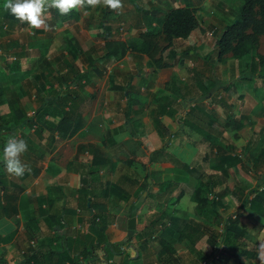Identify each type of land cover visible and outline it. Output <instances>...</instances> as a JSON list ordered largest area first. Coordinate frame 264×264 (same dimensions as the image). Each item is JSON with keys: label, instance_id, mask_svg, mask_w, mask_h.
Returning a JSON list of instances; mask_svg holds the SVG:
<instances>
[{"label": "crops", "instance_id": "obj_1", "mask_svg": "<svg viewBox=\"0 0 264 264\" xmlns=\"http://www.w3.org/2000/svg\"><path fill=\"white\" fill-rule=\"evenodd\" d=\"M212 1L141 0L142 8H144L143 17L147 18V23L149 22V24L144 22L140 26L144 28L139 34L141 35L142 32L147 33L157 27L160 29L162 18L170 9L184 6L196 7L202 23L201 28L194 31L188 39H176L186 42L189 48L181 53L179 62L183 65L186 57L192 60L197 59L198 61L202 59L208 60L212 57L213 47L212 50H209L211 41L209 42L207 29L216 25V29H223L232 22L233 16L238 11L226 9V4L223 0L215 2L216 9L209 11L206 4ZM126 3L130 6L133 5L129 0ZM132 9L134 15L129 18L131 20L137 14L134 6ZM217 10L220 13L216 12ZM49 11L50 18L47 20L49 28L35 30L37 33L35 34L34 32V35L28 34L31 38L37 37L36 41L19 43L14 38V42L11 43V40L7 42L6 39L15 33V31L8 32L10 26L14 24L12 21H16L15 23L19 24L17 26H20V31L22 29L26 30L25 28L28 31L31 29L26 23H22L11 15L9 11L0 7L1 27L2 30L7 31L2 38L0 36V47L4 46L7 51L3 52L0 48V123L4 117L13 116L12 103L10 102H15L17 99L13 98L12 100L10 98L11 94L18 98L17 103L13 104L14 108L22 112V118L17 119L15 115L9 121L12 129L15 128L14 123L16 121L19 120L18 123L24 121L41 107L40 101L43 97L53 96H43L45 92H49L52 89V86L49 85L44 87L45 84L42 87L37 84L39 90H36L39 91L38 95L41 96L39 99L34 91H31L34 95L30 96L29 87L18 83L16 77L21 78L28 74V77L37 80L43 76L44 72L48 75V64H51L49 71L52 72V64H59L61 60L64 63L58 53L60 46L64 47L60 40V34L66 38L67 47L71 45L72 47L70 48L77 55L81 52L79 49L85 47L82 36H79L80 31L77 26L69 27L67 25V22L69 23L76 17L77 10H75L74 16L66 22L50 20L53 17L56 18V16L52 9ZM140 22L138 20V23ZM97 28H101V25ZM124 30L126 35L128 30L126 31V28ZM92 31L94 29L89 33ZM132 34L134 35V31ZM138 35L136 40L140 37ZM45 40H50L51 45L48 46ZM100 40H94L91 36L92 45H95ZM75 41H79L80 45L76 46ZM101 41L103 42V40ZM173 44L165 51H168L167 54L170 58H176ZM49 47L53 49L49 50ZM260 50L261 48L257 53ZM187 52H190V55L185 56ZM163 54L161 55L162 57ZM260 54L264 55L263 52L258 55ZM130 55L135 59L143 57L129 54L122 60L115 62H120L121 64ZM258 55L255 59L256 65ZM145 57L148 56L144 55ZM228 58H225L223 62H226ZM253 62L246 66L247 68L245 67L247 71L251 70ZM164 63L168 64V67L154 69L152 66L154 76L151 79L156 84V88L167 89L171 84H175L177 80L186 82L187 78L183 77V74L181 75L180 69L176 67L175 63L165 60ZM110 64H103L102 62V70L104 71L99 68L94 70L91 65L89 71L83 72H86L87 75L89 74L87 77L91 80L96 75L105 78L103 76L104 73L114 65ZM239 67H241V64H239ZM76 69L78 70V68ZM190 70H193V73L189 74L188 80L193 81L191 78L196 75L194 64L191 65L188 71ZM63 72L66 74L69 70L66 68ZM120 76L123 77L120 74H115L107 78H112L109 87L111 92L123 93L127 97L125 101L127 113L125 115L129 116L126 120H112V115H107V111L113 109L109 107L105 111L95 114V116L87 115L89 111L87 109L85 115L81 110L84 99L76 91L83 86V82H86L83 80L78 86H72L68 89V92L76 93L80 97L76 106L74 104L73 107L69 106L67 108L69 112L70 108L73 110V120L76 119L77 115L82 117L81 124H79L81 129L77 133L71 137L68 136L67 134L70 130L75 129L73 128L74 124L72 125L70 121L68 122L69 125L61 124L60 117H46L35 125L23 124L20 129H15L14 133L12 131L6 132L8 137L19 135L20 138L26 141L27 151L21 159L22 162L31 167V172H26L22 177L17 178L7 173L4 164L0 166V180L5 182L6 188V195L3 196V185H0V264L2 262L5 264H28V258L35 251L41 256L39 264L42 262H44L43 264H49L48 262L59 264L58 262L63 258L61 253L64 248L61 243L64 245L69 244L73 254L76 255L84 246H90L96 242L98 233L91 224L92 212L101 213L102 209L109 220L107 228L109 241L112 244H129L128 246L133 250V252H130L133 257L131 264H160L161 259L158 257V251H160L161 246L163 248L164 242L167 241H164V236L161 237L166 228L167 230H172L171 238L175 240L174 243L177 242V244L173 243L176 247L178 244H185V241L191 247L194 239L192 240L188 235V228L192 232L191 234H195V239L198 236L200 238H209V231L213 230L208 228V224L206 225L205 221H207L210 214L215 212L210 213L209 210H203V212L192 201V197L199 182L208 183L215 179L217 181L223 179L222 175L225 168L220 165L219 161L224 154L218 152V146L219 143H222V145H225V143L221 139L214 137L209 131L207 132L208 129H206V127L217 125V120L220 119L219 110L207 105L205 101L201 104L194 102L192 96L197 94V92L189 86L186 92L180 96L165 93L164 100L168 101V103L161 106H143L137 102L136 110L143 109L145 111L150 109L151 111L147 117L140 118L136 116L135 119L131 118L130 114L132 115L135 112L134 110L130 111L128 92L131 91L133 95L131 89H133L134 82L131 89L124 90V88L132 84L130 81L134 79L126 76L123 79L128 81L122 84ZM263 81L264 79L261 78L260 82ZM36 83L35 81L34 85ZM259 86L261 85H254L255 88L251 89L250 95L246 94L243 102L238 104L229 103L230 107L232 106V109L235 110L234 112H237V109L239 110L238 119H244L246 124L251 123L255 119V117L253 118V113H256L258 109H262L257 102L259 99L264 106V94L259 89ZM63 88L64 92L62 94L59 92L57 95L65 94L67 88L66 86ZM86 90L91 93L93 89L88 87ZM133 100L134 95L132 96ZM204 103L207 108H205ZM84 106L91 107L93 102ZM162 107H166V111L161 114L159 111ZM241 110L243 112L246 110L248 113H240ZM158 115H160L159 126L154 121V116ZM183 115L188 117L181 119ZM228 121L233 125L234 129H236V126H241L238 122H234L232 118ZM37 126L42 127L40 134L35 131ZM70 126L72 129H70ZM237 133H239L238 130L227 136L225 140L223 137L224 142L238 141L239 139L232 137L235 134L237 135ZM82 134L83 137H81ZM216 142L219 143L216 144ZM136 148L138 151L135 153ZM92 149L99 150L107 160L101 169V175L105 176V180L97 183L93 182L94 184L89 182L94 179L93 175H91ZM0 162H2V155H0ZM231 167L238 168L239 162L231 163ZM220 176L221 179L219 178ZM258 180L260 185H262L263 175H259ZM168 183H170V188L166 191ZM226 186L227 184L223 183L219 186L217 184L214 191L216 193L224 191ZM145 192L148 194L138 212L136 233L132 238L128 239V225L131 219L132 207ZM181 193H184V195L179 198ZM91 202L92 208L90 207ZM243 204L240 203V207H243ZM161 206L164 208L160 209ZM170 208L172 209L171 212H173L170 217L173 225L164 223V226L163 224L159 226L161 229L150 236L141 234L153 220L160 218L163 220V217H167V211H170ZM248 209L250 212L247 217L249 218L252 212L250 208ZM246 224L251 226L250 229L259 227L264 231V219H261V217L254 216ZM183 233H185V238L180 240L181 235H184ZM58 236H64L66 240L58 239ZM84 236L86 238H82L80 241L81 237ZM33 242H35V246H32ZM123 250L128 254L129 251L126 246L123 247ZM182 251L175 248V252L182 255L185 264H196L195 261L189 258V255H186L191 254L192 251L188 252V248ZM49 253H52V256H49ZM134 255L136 256L134 257ZM124 259V256L115 257L110 264H124ZM198 263L200 262L198 261ZM30 264L35 263L32 261ZM67 264L90 263L80 257L77 262H67Z\"/></svg>", "mask_w": 264, "mask_h": 264}, {"label": "rangeland", "instance_id": "obj_2", "mask_svg": "<svg viewBox=\"0 0 264 264\" xmlns=\"http://www.w3.org/2000/svg\"><path fill=\"white\" fill-rule=\"evenodd\" d=\"M127 0H121V3H124L126 7H122L119 11H113L103 5L97 6V7H91V10H87L85 7L80 8L77 10L75 14V18L71 20L69 23L67 22V25L69 27H76L79 29V36L81 35L84 43V48L81 49L80 55L76 58H73L74 53L69 52L70 47H67L66 45V38L60 34L62 44L64 47L60 46V50H58V53L60 54V57L63 59L64 62L71 61L74 63L79 71H86L90 69V66L92 64H95L99 69L102 70L103 65V55H104V45L105 42L103 41H97L95 45H92L91 43V36L92 34L89 33L91 30H95L99 25H101V22L106 21L105 24H110L113 28L114 37L116 39H119L121 41H125L128 43L136 41L138 38L137 35L141 33L142 29L144 27H140L143 25L144 22L147 23V18L143 17L144 15V8L141 0H129L132 6L126 3ZM218 0H213L211 3H207L206 7L209 11H213V9H216V3ZM226 4V9L230 10H239L242 2L241 0H223ZM141 3V4H140ZM135 7V10L137 11V14L131 19H129L131 16L134 15L132 7ZM138 6V8H137ZM147 8V7H146ZM171 8V6H169ZM132 9V10H131ZM107 10L108 14L105 16L104 11ZM129 12V13H128ZM216 12L220 13L219 10ZM52 15H54L52 13ZM128 16V17H126ZM163 16V15H162ZM106 17V18H105ZM138 20L141 22L138 23ZM2 21V19H0ZM16 21H12L14 23L10 26V31H15L13 35L8 36L6 39L7 42L10 40L11 43L14 42L15 39L19 43L23 42H30V41H36L35 38H31L29 35H34L37 33L35 31L36 29H31L28 31L21 30L18 23H15ZM130 22V24H129ZM4 24V22H3ZM149 24V22L147 23ZM2 23H0V36L1 38L3 35L7 33V31L2 30L1 27ZM217 26V25H216ZM216 26L213 28L207 29L208 32V38H209V50H212V44L214 41L215 36L219 31L222 30V28L216 29ZM126 28L127 34L125 35L124 32L122 33L121 29ZM152 30H159L158 27L154 28ZM96 31H101L99 28L96 29ZM134 31V35L132 34ZM143 33V32H142ZM213 34V35H212ZM91 35V36H90ZM133 35V36H132ZM140 35V34H139ZM138 35V36H139ZM7 36V35H6ZM15 38V39H14ZM5 42V40H4ZM47 42V45L50 46V40H45ZM3 43V42H1ZM261 50L257 53H255L254 56H246L241 59H235L231 54L229 56L227 55L226 58L228 60L226 62L218 61L215 52H211V58L208 60H200L197 59L192 60L191 58H184V64H180L181 59V53L184 50L189 49L187 47V43L180 40H174L173 44V51L175 52L176 58H170L168 56V51L164 52L163 58L165 61L170 63H175L176 67L180 69L181 75L183 74V77H186V82L176 81L175 84H171L170 87L166 88H156L155 83L151 79V77L154 76L153 68L151 65V61L148 57L144 56L139 59H135L130 55L128 59L125 60V62H113L110 68L107 69V71L104 73L103 76L105 78H102L101 76H95L94 79H90L89 77L85 78L86 82H83V86L79 87L76 91L80 93L81 97L84 99L83 104L81 105V110L86 115L87 109L89 110L87 115L95 116V114L101 113V111H105L107 107L113 108L112 110L107 111V115L111 116L112 120H126L128 118L125 113H127V107L126 106V98L124 94H118L115 92H111L110 90V80L112 78H107L110 75H122L120 76L121 83L125 84L128 80L123 79L124 77H130V82H134V86L132 92L134 95V100H128L129 107L131 106V110H134V114H130L131 118L140 117H147L150 109L143 111V109L136 110L135 106H137V102H139L140 105H153V106H161L163 104H167L168 101L164 100V94L167 93L170 95L171 93L174 95L180 96L182 93L186 92V89L191 86V89L197 92V94H194L192 97L194 98V102L197 104H201L205 101L207 105L212 106L214 109L219 110L220 113V119L217 120V125H212L210 127H206L207 132L209 131L214 137L221 139L223 143L230 144L235 149L233 151L234 155L238 157L239 167L238 168H232L231 166L228 168V181L227 186L225 189L226 196L221 201L223 205L217 206V215L210 214V216L207 218L206 225L208 224V228L210 230H213V234L217 237L221 236L223 233V227L222 224L219 226H216L219 224L220 221H224L229 216L233 215V218H236L237 220L241 221L246 227V235H245V243L247 242L249 245L252 243H257L260 245L261 243H264V231L261 230L259 227H253L250 229L251 226L247 225L246 223L249 222L248 213L250 212L248 208H246L245 204H243V207H240V203H245V200L247 198H250L251 192L256 189H264V180L262 185H260L258 177L259 175H264V168L260 167L258 163H256L258 160L264 161V106L261 103V100L259 99L257 102L259 106L262 107V109H258L256 113H253L255 119L251 121V123H247L246 121L239 120L238 119V109L237 112H234L235 110L232 109V106L230 107L229 103L238 104L245 100L246 94L250 95L251 89L255 88L254 85L259 86V89L264 94V81L260 82L261 78H258V67L256 65V57L261 52L264 53V37H261V43H260ZM5 45V44H4ZM166 44L163 42L161 43V47H165ZM13 47V46H9ZM3 52H7L4 46L0 47ZM49 50L53 48H48ZM258 49V50H259ZM9 54V53H8ZM178 55V57H177ZM233 58H231V57ZM53 57V56H52ZM203 61V62H202ZM243 61V62H242ZM254 61V62H253ZM70 62V63H71ZM252 64L251 70L247 71L245 69L246 66ZM50 63V62H49ZM116 63L117 68H116ZM135 63V64H134ZM255 63V64H254ZM110 64V65H111ZM195 65V76L191 79L193 81L188 80L189 74L191 75L193 73V70H190L191 65ZM239 64H241V67H239ZM52 72L49 71V67L51 64L47 65V71L48 75H46V72H44L43 76L37 80H34L31 77L22 76L21 78H17V82L21 83L24 86L29 87L28 90L34 91L36 97L39 99L41 96H39V87L37 84L42 87L52 86V89L49 90V92H45L43 96L47 95H53L56 96L59 92L62 94L64 92V88L66 85H62V83L58 80L60 76L64 75L67 76L70 74V72L64 74L63 70H66V67L64 63H62V60L59 62V64H52ZM29 66V63H28ZM247 68V67H246ZM148 70V71H147ZM104 71V70H102ZM93 72V71H92ZM102 73V74H103ZM89 75V74H88ZM87 75V76H88ZM240 75V77H239ZM242 77H245L242 79ZM137 78V79H136ZM179 78V77H176ZM250 78V79H249ZM139 79V80H138ZM106 80V81H105ZM22 81V82H21ZM35 81L37 82L35 85ZM71 81V80H70ZM119 81V80H118ZM34 85V86H33ZM252 86V87H251ZM91 87L93 90L91 93L87 92V88ZM251 87V88H248ZM172 88V89H171ZM75 91V90H74ZM29 92V91H28ZM31 95H34V93H31ZM172 96V95H171ZM211 96V97H210ZM129 98V97H128ZM171 101V100H169ZM185 101V99H184ZM31 102V101H30ZM93 102V106H87L84 105L90 104ZM130 102H133V104ZM204 103V104H205ZM33 104V102H32ZM138 104V105H139ZM207 105L205 104V108H207ZM84 107V108H83ZM90 107V108H88ZM95 107V108H94ZM124 108V109H122ZM181 109V106H180ZM243 111L241 110L240 113ZM243 113H248V111H244ZM116 114V115H115ZM187 115H183L182 118H187ZM236 117V118H235ZM233 119V121L238 122L241 126H236V129L239 131L237 135H240V138L238 141L234 142H224L225 138L229 135H232L237 130L234 129L233 125L229 123L228 120ZM212 128V129H209ZM11 130V127H9ZM83 137V134L81 135ZM224 137V140H223ZM219 142H216V144ZM138 151L136 148L135 153ZM251 165V166H249ZM253 165V167H252ZM262 172V174H261ZM215 191L213 192V196H215ZM164 207L161 206L160 209H163ZM172 209L170 208V211L168 210V216L163 217V221L165 224H171L173 225L172 221L170 220V217L173 212H171ZM242 218H241V217ZM162 224V223H161ZM160 226V225H159ZM159 229H161L159 227ZM188 235L192 238V244L191 247L187 242L185 241V244H178L177 247L174 243L171 247L175 251V248H178L180 251L187 249L188 252H191L189 255V258H191L193 261L196 262V264H215V259L212 260L210 257L211 249L208 248V241L209 238L207 237H201L198 236L195 239V234H191L192 232L187 229ZM189 243V242H188ZM195 245V247L192 248V246ZM187 247V248H185ZM159 249V248H158ZM220 249L223 250V247H220ZM190 250V251H189ZM183 252V251H182ZM163 255V248L161 246L160 251H158V257L161 259V256ZM184 255V254H183ZM198 261L200 263H198ZM259 264H261L260 259H258ZM161 263V262H160Z\"/></svg>", "mask_w": 264, "mask_h": 264}, {"label": "trees", "instance_id": "obj_3", "mask_svg": "<svg viewBox=\"0 0 264 264\" xmlns=\"http://www.w3.org/2000/svg\"><path fill=\"white\" fill-rule=\"evenodd\" d=\"M0 1V7L2 9L4 8L3 4L5 0ZM241 2L242 4L239 10L233 16L234 18L232 22L219 31L214 38L212 44L213 51L215 52L218 60L221 62H223L226 56L229 54H231L235 59H241L255 54L260 47L261 37L264 36V0H241ZM124 3H122V5L126 7ZM84 7L87 10H91V6H88L86 3ZM52 10L55 12L56 18L53 17L50 20L54 21L58 20L61 22H66L75 14V10H72L68 15H61L54 8ZM198 12V8L191 6L170 9L164 14L161 27L158 31L152 30L148 31L147 33H142L138 40L131 43L116 39L114 37L113 28L111 25H106V21L101 22V28H99L101 30L100 32L94 30L91 32V34L94 40L101 39L105 42L103 64H109L117 60H122L127 55L134 54L148 56L154 69L166 68L168 67V64L164 63L163 57L161 56L162 53L172 46L174 40L188 39L194 31L201 28L202 23L199 19ZM107 14L108 12L105 10L104 15L106 16ZM161 42L166 44V46L162 48ZM75 45L79 46V41H75ZM81 49L82 48L79 50ZM69 50L70 52L74 53L73 58H76L80 55H77V53L71 48ZM186 55H190V52L185 53V56ZM70 62L71 61L64 62L65 67L69 70L70 74L67 76L62 75L58 79L63 86L66 85L67 91L65 94L43 97L40 101L41 107L31 117L24 119V121L20 123H18L19 120L16 121V123H14L15 128H11L10 130L9 121L11 118L15 115L17 119L22 118V112H20L18 109H15L13 106V104L17 103L18 98L17 96L11 94L10 98L12 100L13 98L17 100L15 102H10L12 103L13 116L4 117L0 123V155L3 153V146L8 138L6 132L12 131L14 133L15 129H20L23 124L35 125L41 120H44L46 117H60L61 124L69 125V121L72 125L74 124L73 128L75 129H72L70 126V129L72 130H70V132L67 134L68 136L71 137L81 129L79 125L82 121L81 115H77L76 119L73 120V110L70 108L69 112L67 109L69 106L73 107L74 104L76 106L78 100H80V97L76 93L68 92V89L72 86H78L81 82H83V80H85L87 77V73L77 70V66ZM92 67L94 70L98 69L95 64H92ZM257 67L259 70L258 78L264 79V55H258ZM128 88L131 89L132 84H129L124 88V90H128ZM132 96L133 95L131 94V91H129L128 100L132 101ZM131 103L133 104V102H130V105ZM165 111L166 107H162L159 113L161 112L162 114ZM159 116L160 115L154 116V121L158 126L160 125ZM41 130L42 127L37 126L35 131L40 134ZM232 137L234 139L240 138L239 135L236 134ZM234 150L235 149L230 144L222 145V143H219L218 152H222L224 154L219 161L220 165L225 168L222 175L223 179H221L220 176L219 178L221 180L219 181L215 179L208 183L199 182L192 197V201L195 202L197 207L202 209V211L209 210L210 213L215 212L214 214L218 216L216 207L223 205L221 201L225 198L226 191L224 190L219 193H215V196H213V192L216 189L217 184L218 186L222 185V183L227 184L229 177L228 168L231 166V163L233 164V162H240L238 157L233 154ZM91 152L93 154L91 175H93L94 179H91L89 182L94 184L105 180V176L101 175V169L107 160L99 150L92 149ZM256 163H258L260 167L264 168V161L258 160ZM0 166H3L2 162H0ZM169 184L170 183H168V188H166V191H168L170 188ZM0 185H3V196H5V182L0 180ZM183 195L184 193H181L179 198H181ZM90 204L92 205V202ZM244 204L246 208H250L252 212L249 215V219H253L254 216L264 219V189H256L252 191L250 198H247ZM91 205L90 207L92 208L93 205ZM92 213L93 215L91 224L94 230L98 233L96 242L90 246H84L76 255L73 254V251L68 243V245L61 243V246L64 247L61 253L63 258L58 263L67 264V262H77L80 257H83L86 262L90 264H110V262H112L115 257L124 256V264H131L133 257L130 255V252H133V250L130 246H128L129 244H112L109 241L107 235L109 220L107 215L103 213V209L101 210V213L95 211ZM161 223L164 226V222L161 218L153 220V222L147 226L141 234L146 236L152 235L155 231L159 230V225H161ZM220 224H222L223 227V233L221 236L217 237L212 231L208 230L209 241L207 247L211 249L210 257L212 260L215 259V264H259V245L256 243H252L251 245H249L247 242L245 243L246 226L241 221L233 218V215L229 216L223 222L220 221L218 226ZM172 234V230H167L166 228L161 235V237L164 236V241H167L163 244V255L161 256L160 264H185L182 255L177 254L171 247L175 242V240L171 238ZM183 234L184 235H181L180 240L185 238V233ZM82 238L86 237H81L80 241ZM58 239L66 240L64 236H58ZM125 246L128 248V254L125 250H123V247ZM220 247H223V250L220 249ZM49 254V256H52V253ZM135 256L136 255H134V257ZM40 257V254L35 251L28 258L29 261L27 262L30 264L33 261L35 264H39ZM43 263L44 262L41 264ZM48 263L52 264V262ZM1 264L5 263L2 262Z\"/></svg>", "mask_w": 264, "mask_h": 264}, {"label": "clouds", "instance_id": "obj_4", "mask_svg": "<svg viewBox=\"0 0 264 264\" xmlns=\"http://www.w3.org/2000/svg\"><path fill=\"white\" fill-rule=\"evenodd\" d=\"M103 5L113 11H119L123 5L121 0H5L3 7L30 29H48L47 20L50 9H56L61 15H68L72 10H79L85 6ZM27 151V143L19 135L9 136L3 146L2 163L7 173L14 177H22L31 172V167L22 162L21 157ZM258 257L264 264V243L258 248Z\"/></svg>", "mask_w": 264, "mask_h": 264}, {"label": "water", "instance_id": "obj_5", "mask_svg": "<svg viewBox=\"0 0 264 264\" xmlns=\"http://www.w3.org/2000/svg\"><path fill=\"white\" fill-rule=\"evenodd\" d=\"M147 194L148 193L145 192L144 195L142 197H140L138 202L132 207L131 219H130L129 225H128V228H129L128 239L132 238L133 235L136 233L138 212L141 209V207H142V205H143V203H144V201L146 199Z\"/></svg>", "mask_w": 264, "mask_h": 264}, {"label": "built area", "instance_id": "obj_6", "mask_svg": "<svg viewBox=\"0 0 264 264\" xmlns=\"http://www.w3.org/2000/svg\"><path fill=\"white\" fill-rule=\"evenodd\" d=\"M121 31H122V32H125V30H124L123 28L121 29ZM35 245H36L35 242H33V243H32V246H35Z\"/></svg>", "mask_w": 264, "mask_h": 264}]
</instances>
